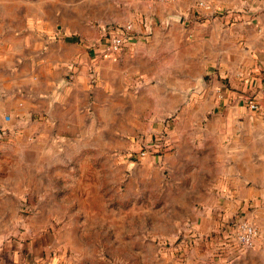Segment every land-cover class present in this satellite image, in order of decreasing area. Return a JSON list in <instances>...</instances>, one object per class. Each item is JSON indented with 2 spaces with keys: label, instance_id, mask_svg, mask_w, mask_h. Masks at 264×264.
<instances>
[{
  "label": "crops",
  "instance_id": "0c3cea01",
  "mask_svg": "<svg viewBox=\"0 0 264 264\" xmlns=\"http://www.w3.org/2000/svg\"><path fill=\"white\" fill-rule=\"evenodd\" d=\"M77 1L10 0L9 6L0 1V120L17 115L27 126L40 124L54 132L39 137L52 141L61 137L60 110L69 104L74 124L96 126L98 83L91 74L100 69L112 92L110 103L123 101L132 84L138 93L132 103H153L151 108L164 110L163 118L174 113L176 124L206 116L208 123L233 121L232 144L223 143V156L231 154L234 164H219L217 172L206 171L189 188L202 190L195 198L208 204L206 216L252 206L247 216L260 231L253 248L264 253V111L250 110L240 97L264 102V0H203L224 10L214 17L197 6L198 0H91L98 11L95 26L81 24ZM125 22L132 23L133 35L119 51H110L100 39L101 27ZM75 33L86 40L79 42L71 36ZM205 75L212 77L211 84L192 91L194 78L199 82ZM153 86L157 95L149 99ZM183 94L191 95L184 99ZM2 162L5 174L11 166ZM13 180H0V230L3 216L11 215L8 206L26 199ZM226 183L230 198L214 191L227 188ZM73 199L63 197L66 204H75ZM14 243L19 251L11 241L0 244V264H33L28 242Z\"/></svg>",
  "mask_w": 264,
  "mask_h": 264
},
{
  "label": "rangeland",
  "instance_id": "374dc122",
  "mask_svg": "<svg viewBox=\"0 0 264 264\" xmlns=\"http://www.w3.org/2000/svg\"><path fill=\"white\" fill-rule=\"evenodd\" d=\"M75 4L81 24L97 25L91 0ZM68 18L78 23L72 15ZM75 34L71 36L79 42L86 40ZM104 71L91 74L98 83L96 126L74 124L69 104L60 110L61 137L52 141L39 137L54 132L40 124L27 126L17 115L0 120V162L11 166L0 180L14 179L26 198L8 206L11 215L3 216L0 244L11 241L19 251L14 242H28L33 264H264V253L242 249L233 240L238 220L260 232L247 216L252 206L206 216L208 204L195 198L202 190L189 188L206 171L217 172L219 164H234L231 154L223 156V143L232 144L233 121L221 124L214 118L208 123L206 116L176 124L174 113L163 118L164 110L151 108L153 103H132L138 94L132 84L123 101L110 103ZM211 82L208 75L199 82L194 78L192 91L200 93ZM149 88L153 99L157 94L154 86ZM145 143L156 145L142 155ZM226 185L215 193L230 198L232 188ZM64 195L76 203L66 204Z\"/></svg>",
  "mask_w": 264,
  "mask_h": 264
},
{
  "label": "built area",
  "instance_id": "2783aa9c",
  "mask_svg": "<svg viewBox=\"0 0 264 264\" xmlns=\"http://www.w3.org/2000/svg\"><path fill=\"white\" fill-rule=\"evenodd\" d=\"M151 2H164L167 0H149ZM197 4L199 7H202L209 11V17L222 15L224 14V10L221 8H213L214 6L206 1L198 0ZM100 39H103L109 50L116 52L119 51L127 42V40L133 35V26L131 22H125L123 24H110L101 27ZM240 97L244 101V104L247 108L252 111H264V102H259L257 100L252 99L251 96L246 94H241ZM5 118L8 120L10 118L9 115H5ZM264 124V119H263ZM166 143L163 140L162 144ZM156 144H144V150L141 151V154L144 155L146 150L153 148ZM162 146V145H161ZM233 240L236 244L242 249H250L253 248L256 244L258 238V230L252 224L247 222L246 220H238L235 222L233 227Z\"/></svg>",
  "mask_w": 264,
  "mask_h": 264
}]
</instances>
